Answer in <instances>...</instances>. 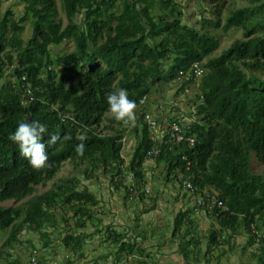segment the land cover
<instances>
[{
	"label": "trees",
	"instance_id": "trees-1",
	"mask_svg": "<svg viewBox=\"0 0 264 264\" xmlns=\"http://www.w3.org/2000/svg\"><path fill=\"white\" fill-rule=\"evenodd\" d=\"M19 1L23 11L18 18L0 9V203L14 204L0 205V234L6 235L0 259L21 264L10 260L5 249L20 244L25 231L39 235L43 248L50 233L57 232L63 235L65 263L83 259L91 236L85 233L87 226L102 234L95 210L99 201L80 187L78 177L56 179L63 164L69 162L87 178L98 172L112 178L126 170L141 190L133 199L143 200L144 157L153 146L144 123L145 100L168 84L181 83L184 90L198 78L189 117L193 145L163 146L154 159L163 164L166 180L183 188L190 183L194 194L186 191L191 196L209 191L223 208L208 213L214 223L206 235V251L200 249L192 207L177 213L169 238L178 237L184 264H193L192 258L207 261L225 235L230 241L245 233L249 245L258 243L256 264H264V173L251 167L252 157L264 165V0H233L224 9L222 25L217 11L215 20L203 21L223 33L241 31V38L218 56H213L217 37L189 26L174 0ZM218 1L222 6L223 0ZM59 46L63 49L53 50ZM194 62L202 70L199 77H194ZM121 89L135 101L138 113L128 159L123 157L126 128L112 120L116 126H103L105 133L99 129L109 113L106 96ZM32 121L47 129L42 142L48 160L39 170L29 166L9 139L20 123ZM52 135L59 139L49 145ZM81 143L82 155L75 151ZM154 202L144 214L155 209ZM105 230L103 241L113 245L115 264H149L151 255L137 241L140 233L131 241L125 232ZM151 236L157 238L153 231Z\"/></svg>",
	"mask_w": 264,
	"mask_h": 264
},
{
	"label": "rangeland",
	"instance_id": "rangeland-1",
	"mask_svg": "<svg viewBox=\"0 0 264 264\" xmlns=\"http://www.w3.org/2000/svg\"><path fill=\"white\" fill-rule=\"evenodd\" d=\"M184 12L183 19L189 25L197 30L205 28V32H209L217 37L219 46L213 53V56H218L223 50L227 49L234 40L241 38L240 30H230L223 33L221 29L212 28L204 24L203 21L215 20V12H219L220 24H223L226 12L224 11L233 0H223V5L218 6V0H174ZM0 9L4 13L6 10H11L16 18L22 15L23 5L19 0H0ZM58 17L62 21V26L66 25V18L60 9V4L57 2ZM81 17L77 22L81 21ZM30 29L26 27V36L30 34ZM63 49L62 46L56 47L53 50L58 51ZM179 84H168L165 87L154 91L151 96L145 100V111L151 112L156 119H164L168 117H191L193 101L198 94V78L189 84L184 90H180ZM138 113L134 112V118L128 123L116 121L113 115L109 112L105 116V121L99 127L101 131L103 126L115 125L110 123L114 120L119 127L126 128V145L123 150V157L128 159L132 153L134 144V134L131 132L132 127L136 124ZM251 167L254 173H264V165L259 164L254 157L251 159ZM144 184L140 189H147L148 194L143 200L129 199L126 191L120 187L113 190L110 189L108 175L98 172L96 176L87 178L83 172L73 171L69 162H65L57 174V178L68 176H76L80 179V187H85L97 197L99 208H95L99 212L101 218L100 228L102 234L96 232L94 226H87L85 233L91 235L85 242V256L83 259L72 257V264H115L113 245L103 241L106 238L107 227H111L120 232H125L127 239L134 240L136 235L140 233L138 242L149 253V264H184V259L179 251L178 237H173L170 240L169 235L172 231L173 221L177 213L186 209L191 204V195L186 191L185 187H180L177 181L166 180L163 164H157L155 159L143 164ZM180 177V175H178ZM46 187H39L38 191L44 192ZM155 201V209L144 214L143 211L149 209ZM1 206H13V202L0 203ZM197 237L201 251H206L208 230L212 227L214 220L206 213L198 214ZM106 232H105V231ZM153 231L155 237H150ZM51 232V229H48ZM142 234H146V239L142 238ZM57 232H51L50 243L46 248H43V242L39 235L32 231H25L21 235V243L15 244L11 249H5L10 260L17 259L21 264H30L31 258L44 259L43 264H66V252L62 248L61 239ZM225 240L220 243L219 248L208 254L207 261L200 260L196 262L191 259L193 264H256L253 257L254 252L258 247V243L248 244L247 235L242 233L234 236L230 241L227 235ZM6 238L5 234H0V248ZM232 248V249H230ZM0 264H8V261L0 259ZM38 264V263H37Z\"/></svg>",
	"mask_w": 264,
	"mask_h": 264
},
{
	"label": "built area",
	"instance_id": "built-area-1",
	"mask_svg": "<svg viewBox=\"0 0 264 264\" xmlns=\"http://www.w3.org/2000/svg\"><path fill=\"white\" fill-rule=\"evenodd\" d=\"M192 70L194 77H199L202 73L198 62L193 63ZM144 123L148 127L153 142V146L146 152L144 164L158 156L163 146L171 148L182 141H186L190 146L194 143V139L191 135H188L190 124L189 117L179 115L175 117V120L170 122L166 118L161 120L156 119L151 112H148L144 116ZM109 185L111 190L117 187L124 189L129 199L137 197L141 192V190H138L136 187L133 175L126 170L110 178ZM184 186L187 191L194 192L190 183L185 182ZM143 192L145 195L149 193L147 189H144ZM192 202V209L195 215L203 212L210 213L215 207L223 208V204L209 191L193 195ZM30 264H37V260L31 258Z\"/></svg>",
	"mask_w": 264,
	"mask_h": 264
},
{
	"label": "clouds",
	"instance_id": "clouds-1",
	"mask_svg": "<svg viewBox=\"0 0 264 264\" xmlns=\"http://www.w3.org/2000/svg\"><path fill=\"white\" fill-rule=\"evenodd\" d=\"M107 111L119 122L128 123L134 118L136 103L128 98L126 90L110 92L106 96ZM46 127L38 121L20 123L16 130L9 136V139L16 145L18 153L27 160L29 166L34 170L42 169L46 166L48 156L46 154L45 143L42 142ZM58 136H50L47 143L55 144ZM75 151L82 155L84 145L77 144Z\"/></svg>",
	"mask_w": 264,
	"mask_h": 264
},
{
	"label": "crops",
	"instance_id": "crops-1",
	"mask_svg": "<svg viewBox=\"0 0 264 264\" xmlns=\"http://www.w3.org/2000/svg\"><path fill=\"white\" fill-rule=\"evenodd\" d=\"M192 203L193 202H192V196H191V204L189 205V207H192ZM195 217H196L195 219L197 220L198 219V215H195ZM197 223H198V220H197Z\"/></svg>",
	"mask_w": 264,
	"mask_h": 264
}]
</instances>
